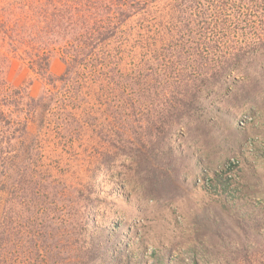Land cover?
<instances>
[{
  "label": "rangeland",
  "instance_id": "obj_1",
  "mask_svg": "<svg viewBox=\"0 0 264 264\" xmlns=\"http://www.w3.org/2000/svg\"><path fill=\"white\" fill-rule=\"evenodd\" d=\"M123 1L127 5H120L121 0H99L101 6L93 16H85L83 24L79 13L71 12L74 17L69 13L66 4L70 0H0V147H11L13 136H22L24 141L29 134L30 138L34 136L30 143L34 149L32 157H25L23 163L35 159L39 173L42 172L37 177L44 183L47 176L48 187L33 197L30 185H24L26 179L11 172L13 168L5 171L4 167H14L9 164L11 160L2 166L5 173L0 170V264L78 263V245L73 233L70 235V221L75 213L81 215L88 197L94 193L86 184L94 172L93 162H106L114 147L120 145L117 123L129 119L131 131L119 134L136 142L134 148L156 146L164 137L165 126L171 123L169 117H173L169 110L173 106L169 102L174 95L172 89H184L189 96L199 81L211 77L218 64H213L210 56L202 68L193 67L186 60L188 54L175 49L174 39L156 34L161 27L156 19L163 17L167 9H177L179 0H147V13H141L146 8L136 11L133 3L138 0ZM255 1L257 4L253 5L259 10L260 0ZM246 4L245 1L236 10L242 9L238 11L239 33H252L250 26H245L247 21L255 25L257 35L258 20L246 18L250 15L253 19L251 11L256 12V8L245 7ZM59 5L65 20L58 18ZM70 16L73 22L66 23ZM116 19L121 23L114 30L78 34L92 22L112 26ZM162 21L166 24L165 19ZM225 24V28L231 26L230 22ZM222 33L228 34L226 30ZM147 37L152 44L148 53L143 51ZM75 69L70 74L73 87L68 90L71 81L56 79ZM150 69L156 70V75L150 74ZM175 74L182 75L180 83L169 85ZM224 104L215 122L204 126L210 142L205 146L198 144L197 148L189 142L183 145L188 151L183 168L191 169L196 162L201 168L200 173L195 172L197 167L194 169V189H181L187 195L180 196L172 206L142 199L135 212L132 206H121L122 213L110 221L106 214L100 215L101 223L108 226V245L124 251L122 264H157L152 258L155 254L164 257L168 264H192V257L199 261L202 253L193 256L185 249L191 238H207L201 235L202 231L238 246L244 242L237 238L245 230V220L248 224H254L256 218L264 221V103H256L252 111L245 110V103L238 100L230 99ZM63 115H76L80 120H68L69 130L58 136L60 129L54 123L65 122L67 118H60ZM18 116L27 119L24 130L28 135L20 131L21 124L11 131V125L4 126L6 120L11 122L15 117L19 123ZM145 123L148 124L144 126ZM65 134L71 142L59 143ZM216 175L223 180L216 189L219 192L212 190L209 183L210 177ZM10 177L22 181L11 187ZM110 189L106 187L104 195ZM20 195L24 204L18 210L10 201ZM15 214H19L18 220ZM235 258L237 264H245L241 256ZM248 262L264 264V255H256Z\"/></svg>",
  "mask_w": 264,
  "mask_h": 264
},
{
  "label": "trees",
  "instance_id": "obj_2",
  "mask_svg": "<svg viewBox=\"0 0 264 264\" xmlns=\"http://www.w3.org/2000/svg\"><path fill=\"white\" fill-rule=\"evenodd\" d=\"M146 1L138 0L133 3V5H136V11L146 8L141 13H147L149 3L146 5ZM245 1L247 2L245 7L257 4L255 0H251V2L249 0H179L178 5H176L178 6L177 9H167L163 17L156 19L161 26L159 27L160 31L156 33L158 37L163 38L164 35H167V38L174 39L175 49L184 50L188 54L186 60L190 65L202 68L203 65L208 63L210 56L212 63L218 64L214 66L211 77H208L207 80L203 78V81H199V84L193 88L189 96L188 91H184V89L180 90L177 87L172 89V94L174 95L169 99V102L173 106L170 108L169 104H166V109L170 108L169 110H171L173 117H169L171 123L169 122L170 125L165 126L164 137L156 146L150 144L148 147L134 148L136 142H131L129 137L119 134L121 131H126L127 133L131 131L129 119L125 118L117 123L116 136L120 145L114 147V151L106 162L102 159L93 162L95 163L94 172L90 174L91 177L86 184L89 185L88 189L94 193L91 194V197H88V204L86 203L87 206L84 204L81 215L75 213L70 221V235L73 233L74 241L78 245L76 252L80 256V261L76 264H122L121 255L124 254V251L117 246L115 247L114 244L108 245L110 241L108 226H104L106 223H101L100 215L106 214L110 221V219L122 213L120 210L121 206H132L135 212V207H139V201L142 199L156 202L159 200L163 202L164 206L175 204L185 194L187 195V193L183 195L181 189H186V192H188L190 188H195L193 183L191 185V182H194L193 178L197 175V173L195 175V172H201V168L197 167V162L191 169L183 168L185 167V162H187L183 161L188 159V151L184 150L183 145L189 142V145L192 144L193 148H197L198 144L205 146L210 142L207 141L208 138L203 130L204 126L212 125L210 123L215 122L214 118L220 113V108L225 106L224 103L227 100L232 99L233 101L238 100L245 103V110L249 109L251 111L257 107L256 103H264V0L259 1L258 4L262 5L259 10L254 6L256 12L251 11L253 19H250L252 18L250 15L246 17L252 21L258 20L259 33L257 35L254 33L255 25H249L247 21L245 26H250L252 33L249 35L239 33L241 22L238 17L242 9L238 10L239 12L236 10L238 7H243ZM119 4L127 5V2L121 0ZM66 6L70 11L69 13H79L80 19H82L84 24L86 23L85 16L89 14L90 17L91 15L93 16L95 9L101 5H99V0H70ZM61 10L59 5L57 10L58 18L59 20L60 18L65 20ZM170 14L171 16L168 17ZM173 14L177 15L174 16ZM71 16H73V13H71ZM71 19L67 18L66 23L69 20L73 22V19ZM162 19H165L166 24L163 23ZM117 20H114V25L112 26H108L104 22H92L91 27L89 25L84 27L82 32L79 31L78 34L80 36L95 35L99 31L114 30L121 23L120 19ZM226 22H230L231 26H226L225 28ZM165 26L171 28L167 29ZM167 30L170 33H167ZM225 30L228 33L226 35L222 33ZM215 33L218 35L215 36ZM147 39L143 43L144 47H146L143 51L148 53L152 44L149 42L150 38L147 37ZM199 50H201L200 53ZM150 70V74L156 75V70ZM45 71L47 75V69ZM75 71L76 69L72 72L67 70L56 80L71 81L68 89L70 90L73 87L71 79ZM93 72L95 76L96 71ZM232 72L233 74H231ZM177 74L170 77L169 85L180 83L182 75L178 77L179 75ZM47 76L49 77L50 75ZM52 94H55V92H52ZM179 96H184V101ZM69 100H71V97ZM42 112L41 115H44ZM45 114L46 117L49 116L47 112ZM69 117L71 118L68 119ZM17 118L19 123L15 117L11 122L6 120L4 126L11 125L8 128L11 131L12 127L17 129L19 124H21L20 131L22 134L27 133L28 135V132L24 130L28 127L27 119L19 116ZM60 118L67 119L65 122L62 120L60 122L55 121L56 123L54 124H57L55 128L60 129L58 136L68 129V120L73 119L72 123L80 120V117L76 115H63ZM0 120L2 121L3 119L0 118ZM147 124L145 123L144 126ZM47 126H49L48 122L45 129ZM29 138L30 134L26 141H24L22 136H13L14 143L11 147L6 144L5 148L0 147V170L4 171L2 166L10 159L11 162L9 164L14 167H4L5 171L13 168L11 172L17 174V176L20 175V179H26L24 185L27 183L30 185L29 189L33 193L31 195L35 197L36 195L40 196L44 187L48 189L46 185L47 176L44 183H41L37 176L42 172L39 173L40 166L35 165V159H30L29 164L23 163L25 157L28 159L32 157L34 151L30 146L34 136ZM58 142L71 141L65 134L61 139H58ZM215 144L218 145L219 143L216 142ZM215 149L217 148L215 147ZM196 167L197 169L194 172ZM182 168L186 170L183 172ZM219 177V175H216L209 179L212 190L216 192H219L216 189L223 185V180ZM17 178L15 177L13 180ZM11 180L12 178L10 177L8 182H11L12 187L13 183L18 180ZM21 181L18 182L21 183ZM19 185L17 187L22 184ZM109 186L112 189H110L108 194L104 195L107 193L105 191L106 187ZM80 194L81 191L79 196ZM22 197L23 195H20L10 201L18 210L24 204ZM105 202H108L107 207H104ZM116 202H119V207ZM14 216L18 220L19 214ZM134 216L135 213L129 218ZM247 217L248 214L246 213L245 219ZM255 220L254 224H248L245 220V230L242 229L240 237L237 238L243 239L244 242L238 246L233 243L231 245V242H225L218 236L206 235L207 230L200 232L201 235L207 237L206 239L201 240L196 238L197 236L193 239L191 238V242L187 244L185 251H190L193 256L199 252L202 253L199 261L192 257L191 263L237 264L238 260L235 257L241 256L242 259H245V264H250L248 262L250 258L259 254L264 255V221L258 218ZM114 230H116V227ZM110 233L115 236L114 231H110ZM171 250L173 249L170 248L169 251ZM152 258L156 259L157 264H168L164 257L156 256L155 254ZM125 260L128 261L129 257Z\"/></svg>",
  "mask_w": 264,
  "mask_h": 264
}]
</instances>
